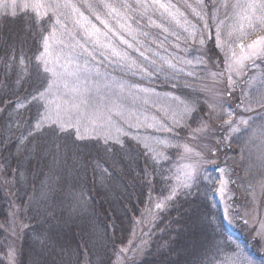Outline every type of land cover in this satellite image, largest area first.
<instances>
[{
  "label": "rangeland",
  "instance_id": "374dc122",
  "mask_svg": "<svg viewBox=\"0 0 264 264\" xmlns=\"http://www.w3.org/2000/svg\"><path fill=\"white\" fill-rule=\"evenodd\" d=\"M10 1L0 0V15L7 8L4 5H10ZM59 2H66L71 7L59 9L61 25H57V29L63 32L60 38L64 44L56 45V51L72 61L70 71L79 67V86L87 89L82 97L87 104L81 105L78 115H72V123L96 110L102 113L95 124L81 119L84 138H77L75 128L71 126H66L67 132L55 131L59 135L71 136L74 143L73 150L68 148L71 158L65 162V166L68 165L64 171L66 174L61 175L60 162L54 161L57 159L52 153L50 156V164L55 167L56 175L61 176V187L64 186L67 195L64 213L74 219L90 211L86 190L74 189L78 185L81 187L79 165L97 159L99 151H102L100 146L103 149L118 146L127 149L130 141L137 150L133 152L128 147L132 155L127 153V159L134 161L131 158L134 154L140 156L137 162L134 161L137 171L141 166L147 172L148 168L156 165L160 167L161 175L149 177L146 201L136 207L128 245L120 247V254L112 264H129L135 253L143 256V248L147 249L151 237L158 234L164 217L172 211L178 212L179 207L190 202L199 215L197 218L193 216L192 231L185 237L187 240H183L198 244L204 238L208 239L210 234L207 230L210 231L211 224L215 222L214 227L218 223L238 235L239 239L244 238V242L246 238L259 242L257 252L264 254V55H252L264 49V23L252 17L250 10L244 7L252 0H227V7L224 0H149L147 8L153 20L151 25L160 28L162 36L155 41L150 39L152 44L159 42L157 49L147 46L143 56L134 41L136 28L127 20L102 15L101 20L107 22L112 32L104 27L101 20L97 24L91 22L89 9H96L101 0ZM17 3H22V0H17ZM160 4L165 7L161 8ZM237 4L238 7L234 6ZM55 19L56 16H52L53 23ZM127 26L130 30L134 28V32L129 34ZM5 28L4 24L3 30ZM96 29L100 31L97 33ZM105 32L107 37L103 35ZM88 33L93 35L89 37ZM121 36L132 45L131 48L121 42ZM17 37L13 40L18 41ZM210 41L216 48L213 63L206 52ZM13 48L18 53L22 50L21 44L13 42L4 55L0 52V88L16 92L21 88L22 71L11 66L15 61L10 51ZM41 48L43 51V42ZM113 48L119 56L112 54ZM248 56L251 58L244 59ZM31 67L35 72L33 64ZM41 68L43 70V66ZM68 82L71 88L74 78L69 77ZM166 86H170L172 91L180 87L191 91L196 89L204 94L208 112L195 129L189 128L195 101L166 92ZM60 87L61 92L53 95L63 96L71 102L75 94L64 89L62 83ZM52 98L49 96V100ZM79 99L76 98V102ZM20 102L2 109L0 101V128H5L0 130L2 134L19 123L24 124L20 122L23 121ZM43 116L44 109H40L30 119L36 125L43 121L41 126L55 127L50 126L51 122L44 120ZM104 128L112 133L108 139H105L107 133ZM118 128L127 132V135L119 136L121 143L115 142ZM229 143L239 147L238 153L225 151L224 145ZM10 150L14 153V148ZM114 153L117 152H108L106 159L109 160L104 162L119 172L123 161L118 160ZM99 156L102 157V153ZM54 175L49 178L50 188L57 185V181L52 182L56 179ZM75 175L77 178L72 180ZM210 178H215L214 186ZM117 181L120 180L113 184L116 185ZM205 185L207 188L202 187ZM183 192H191L192 200ZM42 196L40 194L38 198ZM196 197L198 202H193ZM211 210L216 211V219ZM2 220L0 216V224ZM1 229L10 234L11 242L12 235L19 236L21 230L19 225L11 222L8 227L1 224ZM14 241L15 247L17 236ZM14 247L10 253L11 264L16 263ZM222 264L244 263L231 255Z\"/></svg>",
  "mask_w": 264,
  "mask_h": 264
},
{
  "label": "trees",
  "instance_id": "16d2710c",
  "mask_svg": "<svg viewBox=\"0 0 264 264\" xmlns=\"http://www.w3.org/2000/svg\"><path fill=\"white\" fill-rule=\"evenodd\" d=\"M147 3L149 0H101L100 6L93 10L89 9L91 13L89 19L96 24L99 23L97 16L102 15L107 17L112 15L127 20L130 26H135L136 32L133 31L134 28L130 31L135 33L134 41L144 53L147 52V46L157 49L159 42L152 44L150 39L155 41V38L162 36L160 28H153L151 25L153 20ZM34 15L31 9L22 8L15 9L13 14L11 7H7L0 15V23L2 22L0 46L3 48L0 52L4 55L5 51L12 47L13 42L19 46L21 44L22 49L19 53L14 48L10 50L15 60L11 66H16L22 71L21 88L16 92L0 88V101L2 109H5L10 105L18 104L21 100L19 108L23 121L20 122L24 123L23 125L19 123L3 134L1 131L5 128H0L2 148L0 216L3 219L1 224L8 227L11 222L19 225V230L21 229L19 236L12 235L14 238L17 236L15 247L14 238L11 242V236H8L10 234L4 229L0 230V264H11L9 259L13 247L16 248L15 264H112L120 254V247L128 245L136 207L138 203L146 201L144 198L149 187V177L160 176V167L155 165L146 172L140 166V171H137L136 162L140 156L134 154V157H131L136 162L127 159L128 154L132 155L131 149L133 152L137 150L130 141L126 145L127 149L118 145V148L103 149L99 145L102 150L99 154L102 153V157L98 154L97 159L93 158L79 165L81 187L78 185L74 188L86 190L90 211L87 210L74 219L64 213L67 195L64 186L61 187L60 182L63 180L59 178L60 175H56L55 167L50 164L52 159L50 156L53 154L57 159L54 161L60 162L58 168L61 167L59 170L61 175L66 174L64 171L67 170L68 165L66 167L65 162L66 159L71 158V151L68 148L73 150L74 143L71 136L59 135L52 128L38 126L30 119L37 111L32 103V96L36 94L37 89L43 90L41 88L43 81L41 75L37 73L34 57L39 55L42 49L41 35L50 32L53 24L47 17H44L45 22L41 24L33 19ZM4 24L6 28L3 30ZM17 35L18 41H14ZM214 45V42L210 41L206 47L212 63L215 60L213 53H216ZM151 57L156 59L152 55ZM32 64L36 69L35 72L30 69ZM40 72H43L42 68ZM164 90L195 101V110L190 118L189 127L195 129L208 112L204 94H200L196 89L191 91L180 87L172 91L170 86H166ZM260 141L262 143V140ZM11 147L14 148V153L11 152ZM224 149L229 153L239 151V147L230 143L224 145ZM108 152H117L114 155H117L118 160L123 161L119 172L114 171L104 162L109 160L106 159ZM53 173H55L53 178L56 179H51L52 182L57 181V185L54 184L50 188L49 178ZM76 175L78 176L77 173ZM76 175L74 178L71 177L72 180L77 178ZM118 179L120 181L114 185L113 182ZM210 179L214 186L215 178ZM65 184L66 187L68 182ZM207 185L202 187L207 188ZM40 194L43 196L38 198ZM190 194L191 192H183L188 199L192 197ZM201 198L206 201L205 197L201 196ZM196 199L197 197L193 202H198L195 201ZM179 208L181 209L178 212L172 211L164 217L163 226L158 228V234L151 237L147 249L143 248L141 253L143 256L135 253L129 264H222L231 255L236 256L237 260L244 264H264V254L257 252L259 242L254 243L249 238L244 242V238L239 239L238 235L226 227L222 228L218 223L214 227L215 222L211 224V230H207L210 234L208 239L203 237L204 239L198 244L185 241L187 240L185 237H188L192 231L193 216L196 215L197 218L199 214L194 210L191 202ZM205 212L210 213L207 209ZM214 215H216L215 210L212 216L216 219ZM139 256L142 257L139 259ZM95 259L98 260L93 263Z\"/></svg>",
  "mask_w": 264,
  "mask_h": 264
},
{
  "label": "snow or ice",
  "instance_id": "6c2138e0",
  "mask_svg": "<svg viewBox=\"0 0 264 264\" xmlns=\"http://www.w3.org/2000/svg\"><path fill=\"white\" fill-rule=\"evenodd\" d=\"M5 7H11L13 9V14H15V9L22 8L24 10L31 9V11L35 14L33 19L35 21L41 22L43 24L44 17H47L48 21L52 20V16H56L55 22L52 24V30L48 33V35H41V39L43 42V51L39 52V55H36L34 59L37 61L36 69L37 73L41 75L42 85L41 89H37L36 94L32 96V103L36 106L37 112L39 113L40 109H44V120H48L51 122L50 126H55L52 130L67 132L66 126H71L75 128L77 138H84L83 133H81V119H87V121L91 124H95L97 120L101 119L102 113L100 110L94 111L91 115L87 117H82L81 119H77L75 123H72V115L79 114L81 105L87 104V100L82 99L84 93L87 89H81L79 86L80 81V69L77 67L75 71L69 70V65L72 63L71 60H68L66 57L62 56L60 52L56 51V45L64 44V40L60 37L63 36V32H58L57 25H61V20L59 18V9L61 7H71L66 2L61 4L59 0H22V3H17V0H11V4H5ZM224 6L227 7V0H224ZM234 6H239L234 5ZM105 7H111L110 5H105ZM161 8H164V4H160ZM247 9L250 10V15L255 17L261 23H264V0H252L251 3L245 5ZM73 10H75L73 8ZM115 11V9H113ZM49 12L52 13V16L49 15ZM259 13V15H257ZM171 15V13H169ZM82 15V14H81ZM247 18V17H246ZM98 20H101L99 16H97ZM79 23V21H77ZM101 23L104 24V27L108 29L109 32H112L113 29L109 27L106 21L101 20ZM179 24V21H176ZM159 27V25H157ZM95 27V26H93ZM122 28H125L124 25H121ZM47 29H45L46 31ZM127 30L130 33V26H127ZM100 30L96 29L98 33ZM167 31V29H165ZM115 34V33H113ZM93 33H88V36L91 37ZM105 37H107V32L103 33ZM121 42L128 45L129 48L132 45L123 38L120 37ZM219 39V32H218ZM83 47V45H81ZM251 47V46H249ZM112 54L114 56H119V52L116 51L115 48L112 50ZM141 56L144 55L143 52L140 53ZM235 55V54H234ZM255 55H264V49H261L259 52L252 53ZM251 56L245 57L244 59H250ZM41 66H43V72H40ZM74 78V83L69 87L68 78ZM61 83L63 84V88L74 93L72 101L65 100L63 96L53 95V93L59 94L61 92ZM49 96L53 98L49 100ZM80 98L79 102H76V98ZM122 115V113H120ZM43 121H38V126L41 125ZM132 125L130 124L129 127ZM104 131L107 133L105 139H108L112 133L109 129L104 128ZM116 137L115 142L121 143L119 136L127 135V132H124L122 129H116ZM160 207V205H157Z\"/></svg>",
  "mask_w": 264,
  "mask_h": 264
}]
</instances>
